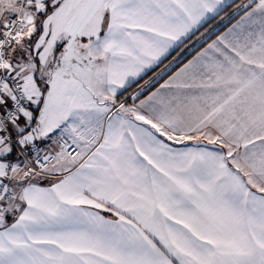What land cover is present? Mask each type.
Here are the masks:
<instances>
[{"label": "snow or ice", "instance_id": "6c2138e0", "mask_svg": "<svg viewBox=\"0 0 264 264\" xmlns=\"http://www.w3.org/2000/svg\"><path fill=\"white\" fill-rule=\"evenodd\" d=\"M0 264H264V0H0Z\"/></svg>", "mask_w": 264, "mask_h": 264}, {"label": "trees", "instance_id": "16d2710c", "mask_svg": "<svg viewBox=\"0 0 264 264\" xmlns=\"http://www.w3.org/2000/svg\"><path fill=\"white\" fill-rule=\"evenodd\" d=\"M242 0H235V4H238L239 2H241ZM234 7V6H233ZM233 7H228L225 8L223 12L220 13V15L216 16L215 19L210 20L207 24H205L202 28L199 29L198 32L195 33V35L193 37H191L189 40H186L184 42V44H181L167 59H165L160 66H158V68L154 69L152 72H150L149 74H147L146 76L143 77L142 80L138 81V84H142L144 82V80H146L147 78H149L150 76H152L160 67H162L164 64H166L167 62H169L172 58H174L175 55H177L186 45H188L195 37L198 36V34H200L201 32H203L206 28L212 26L221 16H223L224 14L228 13L230 10L233 9ZM237 15L232 16L229 20H227L220 28H218L217 30H215L214 32H212L211 34V38L214 37L218 32H220L226 25H228L232 20L235 19ZM208 40H204L199 46H197L194 50H192L191 52H189L184 58H182L177 64H175L170 70H168L163 76L162 78L159 79L158 83L163 80L167 75H169L175 68H177L181 63H183L185 60H187L193 53H195L201 46H203L205 43H207ZM158 83L153 84L152 86H150L144 93L143 95L148 92L151 88L155 87ZM137 84H133L131 88L128 89V92H132L133 90H135L137 88ZM142 95V96H143Z\"/></svg>", "mask_w": 264, "mask_h": 264}, {"label": "crops", "instance_id": "0c3cea01", "mask_svg": "<svg viewBox=\"0 0 264 264\" xmlns=\"http://www.w3.org/2000/svg\"><path fill=\"white\" fill-rule=\"evenodd\" d=\"M243 2H245V0H242L241 2H239L238 4H240V3H243ZM241 15H242V13H241ZM233 16V15H232ZM231 16V17H232ZM230 17V18H231ZM230 18H228L227 20H229ZM239 15H237L236 17H235V19L234 20H232L228 25H226L220 32H218L214 37H212L209 41H207V43H210L211 42V40H214L215 38H216V36H218V35H220L221 33H223V32H225V31H227V29L228 28H230L233 24H235L236 23V21L237 20H239ZM226 20V21H227ZM225 21V22H226ZM225 22H223V23H221V22H219L218 24H217V27L218 28H220ZM221 23V24H220ZM216 27V26H215ZM202 28V27H201ZM217 28V29H218ZM217 29H213L212 30V32H214L215 30H217ZM186 41V40H185ZM204 40H202V41H200V42H198L197 43V41L195 40L194 41V43H192L189 47H186V48H184L183 50H182V52L180 53V54H182V55H184L182 58H184L189 52H191L192 50H194L197 46H199L202 42H203ZM197 43V44H196ZM207 43H205L203 46H201L195 53H193L187 60H185L183 63H181L177 68H175L169 75H167L163 80H161L155 87H153V88H151L148 92H146L143 96H141V99H143L145 96H147L148 94H149V92H151V91H154L155 90V88H157V87H159V84H161V83H163L165 80H167L170 76H172L175 72H177L178 70H179V68L180 67H182L183 66V64H185V63H187L188 62V60H191L199 51H201L204 47H206L207 46ZM196 44V45H195ZM178 48V47H177ZM177 48H175L174 50H172L171 52H170V54L167 56V58L177 49ZM180 54H178L176 57H175V60L173 59L171 62H172V65H171V67L168 69V70H170L175 64H177L182 58H180L179 59V61L177 60L181 55ZM167 58H165V59H167ZM164 59V60H165ZM163 60V61H164ZM177 60V61H176ZM170 63V62H169ZM169 63H167L166 65H169ZM160 66V65H159ZM164 67H165V65L160 69V71L162 70V69H164ZM156 68H158V67H156ZM156 68H154V69H156ZM153 69V70H154ZM152 70V71H153ZM167 70V71H168ZM152 71H150V72H152ZM160 71H158V72H160ZM166 71V72H167ZM149 72V73H150ZM148 73V74H149ZM143 84V83H142ZM129 103H131V101H129ZM178 147H181L180 145H177Z\"/></svg>", "mask_w": 264, "mask_h": 264}, {"label": "rangeland", "instance_id": "374dc122", "mask_svg": "<svg viewBox=\"0 0 264 264\" xmlns=\"http://www.w3.org/2000/svg\"><path fill=\"white\" fill-rule=\"evenodd\" d=\"M232 13H233V9L230 10L228 13L224 14L223 16H221V17H220V18H219V19H218V20H217L212 26H210V27H208V28H206V29H209V28H211V30H213V29H217V28H218V27H217V24H218L219 22H221V23L225 22L228 18H230V17L233 15ZM221 23H220V24H221ZM215 26H216V27H215ZM203 32H205V30H204ZM203 32H201V33H203ZM201 33H200V34H201ZM200 34H198L197 37H200ZM197 37H195V38H194V39H193L188 45H186L184 48L189 47L192 43H194L195 40L197 41V43L200 42V41H202V40H199V41H198V40H197ZM197 43H196V44H197ZM196 44H195V45H196ZM184 48H183V49H184ZM183 49H182V50H183ZM182 50H181L178 54H180V53L182 52ZM178 54H177V55H178ZM177 55H175L174 58H175ZM180 55H181V56L177 59L178 61H179L180 58H182V57L184 56V55H182V54H180ZM174 58H172L169 62H171ZM177 60H176V61H177ZM169 62H167V63H169ZM167 63H166V64H167ZM166 64H164V65H166ZM164 65H163V66H164ZM163 66H162V67H163ZM162 67H160L156 72L160 71V69H161ZM156 72H155V73H156ZM152 76H153V75H152ZM152 76H150V77H152ZM150 77H149V78H150ZM149 78H147L146 80H148Z\"/></svg>", "mask_w": 264, "mask_h": 264}]
</instances>
